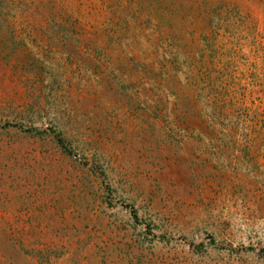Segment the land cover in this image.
<instances>
[{
	"label": "rangeland",
	"instance_id": "374dc122",
	"mask_svg": "<svg viewBox=\"0 0 264 264\" xmlns=\"http://www.w3.org/2000/svg\"><path fill=\"white\" fill-rule=\"evenodd\" d=\"M0 264H264V0H0Z\"/></svg>",
	"mask_w": 264,
	"mask_h": 264
},
{
	"label": "trees",
	"instance_id": "16d2710c",
	"mask_svg": "<svg viewBox=\"0 0 264 264\" xmlns=\"http://www.w3.org/2000/svg\"><path fill=\"white\" fill-rule=\"evenodd\" d=\"M56 137H57L58 143H59L61 146L65 147V146H64V139L61 138V137H59L58 135H57ZM133 213H135V212L133 211ZM135 216H136V215H135Z\"/></svg>",
	"mask_w": 264,
	"mask_h": 264
}]
</instances>
